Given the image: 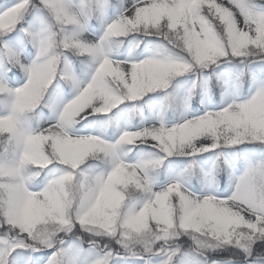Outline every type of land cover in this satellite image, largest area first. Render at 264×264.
Segmentation results:
<instances>
[{
    "label": "snow or ice",
    "instance_id": "1",
    "mask_svg": "<svg viewBox=\"0 0 264 264\" xmlns=\"http://www.w3.org/2000/svg\"><path fill=\"white\" fill-rule=\"evenodd\" d=\"M0 52V264H264V0H2Z\"/></svg>",
    "mask_w": 264,
    "mask_h": 264
},
{
    "label": "rangeland",
    "instance_id": "2",
    "mask_svg": "<svg viewBox=\"0 0 264 264\" xmlns=\"http://www.w3.org/2000/svg\"><path fill=\"white\" fill-rule=\"evenodd\" d=\"M0 2H2V0H0ZM113 3L116 2V0H112ZM116 14V9L115 8H109L107 10V18L111 19L115 16ZM103 32V28L100 24L96 23L94 24V31L92 33H90V35H93L95 38H99V36L102 34ZM20 36H23V33H20ZM9 38H10V43H12V45L14 47H18V43H17V32H13L9 34ZM137 39H139V37H137ZM146 40L148 39H155V38H145ZM132 41H133V36H129L124 38V44L120 45L118 48H114L113 49V55L117 56L118 58L123 59L125 56L128 55L129 53V49L132 47ZM29 49L31 48V45L29 44L27 46ZM144 54H147L145 52V45L141 44L139 48H136L133 52V55L140 57ZM3 57V53L0 52V58ZM225 65H221V68H224ZM79 72V68L77 67L76 69ZM16 75L13 76L12 73L8 74V78H9V84L13 87L15 86H19L20 84H22L24 82V77L25 74L20 71L19 69H14L13 70ZM82 79H86V76H81ZM191 73L186 74L184 76H180L176 78V81H174V85L173 87L177 88L180 95H184L187 92V89L191 86ZM63 98L64 100L70 99L72 96V91L70 89L67 88L66 85H63ZM50 92L52 91L51 89L49 90ZM200 90L199 88L196 89V94L193 95L192 100H191V109L195 110L197 108H201V96L199 94ZM152 95H156V94H152ZM221 99L220 96V88L216 87L213 90V94H212V101L213 103H218ZM138 104L140 105L139 111L142 112L144 115H148L149 110L155 111L158 108V104L157 103H153V101H151L149 99V97H145L142 101H139ZM127 107L128 105L126 104H122L121 106H119L118 109H114L113 110V114H116V119L119 122V124L121 126H123L125 123H127L128 121V112H127ZM124 109L123 112H121L120 110ZM45 114H48V109L44 108L43 109ZM111 115V114H110ZM177 115H179L177 113ZM89 119H92L91 117H89ZM140 121V115L135 114L132 116L131 118V123L132 124H138ZM33 123H35V120H33ZM83 123V122H81ZM77 128L79 129V125L77 126ZM84 130H91V129H84ZM109 132H112L113 129L109 128L108 129ZM207 155V154H205ZM227 176L225 175L221 180H219V184L221 187H225L227 186Z\"/></svg>",
    "mask_w": 264,
    "mask_h": 264
}]
</instances>
